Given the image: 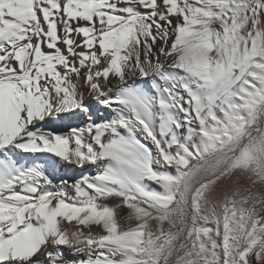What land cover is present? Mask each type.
Here are the masks:
<instances>
[{"label": "snow or ice", "instance_id": "snow-or-ice-1", "mask_svg": "<svg viewBox=\"0 0 264 264\" xmlns=\"http://www.w3.org/2000/svg\"><path fill=\"white\" fill-rule=\"evenodd\" d=\"M0 264H264V0H0Z\"/></svg>", "mask_w": 264, "mask_h": 264}, {"label": "rangeland", "instance_id": "rangeland-1", "mask_svg": "<svg viewBox=\"0 0 264 264\" xmlns=\"http://www.w3.org/2000/svg\"><path fill=\"white\" fill-rule=\"evenodd\" d=\"M81 86L83 87V82H81Z\"/></svg>", "mask_w": 264, "mask_h": 264}]
</instances>
